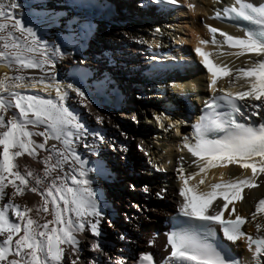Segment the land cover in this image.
<instances>
[{
    "label": "snow or ice",
    "instance_id": "obj_1",
    "mask_svg": "<svg viewBox=\"0 0 264 264\" xmlns=\"http://www.w3.org/2000/svg\"><path fill=\"white\" fill-rule=\"evenodd\" d=\"M155 2L148 0V4L153 6ZM67 3L82 15L46 10L47 0H36L25 5L18 0H0V21H10L0 22V58L14 65L17 73L24 69H39L41 72L38 78L20 74L0 77V201H6L0 204V264H128L129 260L135 264H155L152 254L148 252L131 256L121 252L119 260H113L107 254L104 258L92 254L102 249V223L113 226L106 219L109 213L94 187V181L107 173L108 168L104 162V151H101L99 158L89 160L78 149L82 145L89 153H95L97 143L101 146L106 144L109 149L121 154L128 149L125 145L106 140V136L81 115V109L90 108L85 92L92 96L97 107H101L97 97L101 94L100 90H107L112 84L111 78L101 72L94 85L89 86L86 83L89 74L84 71L77 78L79 87H74L72 83L61 84L56 80L54 71L56 61L64 55L61 48L51 38L44 40L38 36L34 27L26 26L33 23V15L48 17L49 26L55 25L67 33L64 39L69 46L82 48L94 28L87 13L95 7V0H67ZM166 3L175 5L177 0H166ZM187 6L195 7L192 4ZM22 7L28 11L21 18H15L18 15L16 10ZM36 8L41 10L33 11ZM24 17H27L26 21ZM215 18L247 22L245 28L241 29L242 36L230 35L210 25L208 30L212 34V44H217L216 33L219 32L223 43L239 50L232 55L255 54L248 57L251 61L248 66L235 69L236 79L246 78L248 86L246 90L237 92L221 88L220 94L213 95L211 103H205L208 112L191 125L195 143H190L189 138L184 137L182 147L192 156L201 158V161L207 158L199 168L200 173L209 166L214 167V161L222 160L239 164L243 169H251V175L238 182L216 183L212 185V190L198 192L196 186H189V179L196 174L186 177L183 164L178 166L181 180L178 195L182 198L178 208L180 214L188 218L185 222L188 226L167 234L169 252L165 264H264V238L254 240L242 230L245 218L240 215L232 218L235 207L228 211L227 219L223 218L229 204L240 199L242 188L255 186L256 177L264 174V0H235L233 4L217 10ZM39 30L47 35L46 29ZM159 31V28L155 29V32ZM5 32L6 35L3 34ZM140 43L147 41L141 40ZM207 43V40H199L194 51L200 58L199 63L210 74L208 88L216 93L218 79L228 76L232 69L213 63L209 52L202 47ZM155 60L153 56L148 61L151 66L149 71H161L167 67L162 62L154 64ZM26 80L29 82L25 83ZM38 87L40 92L33 94H23L21 91L27 92ZM94 87L96 91H93ZM82 88L85 90L82 91ZM41 93H47V98ZM70 94L75 95L74 104L79 107L66 103L72 100ZM10 108H14L16 113L6 117L5 113ZM152 115L160 128L165 131L177 129L178 132L180 122L172 123L162 113ZM253 116H260V119H251ZM104 119L95 114L96 124H102ZM131 120L136 122V116L132 115ZM165 121H168L167 126ZM209 135L213 138L209 139ZM34 137L42 138V141L37 142ZM90 137L91 144L87 142ZM50 140L59 142V147L55 143L48 146ZM38 150L48 153L42 160L43 176L26 169L22 174L16 163L17 158L25 154L36 157ZM28 177L34 179L35 185L42 186L39 189L41 201L36 208V215L39 217L40 213H44L51 216L43 223L29 215L32 208L25 205L21 211L22 206L12 199L24 195L29 185ZM46 179L48 182L45 184ZM9 187L10 194L6 191ZM130 187L135 190V185ZM28 190L36 193L38 188L34 186ZM141 191L148 193V186H144ZM165 191L161 189L155 194L164 199ZM218 195L224 199L222 207L218 204L216 208L219 210L210 212L209 208ZM132 207L140 210L137 205ZM257 211H264V200L259 201ZM11 215H14L15 220L10 218ZM124 219L127 221L130 217L125 215ZM217 226L229 241L246 239L249 248L256 245L249 260L238 261L220 240L215 239ZM261 227L257 223L256 228L259 230ZM82 233H90L95 238L90 245L78 238ZM120 239H125V236L121 234ZM89 247L92 252H88Z\"/></svg>",
    "mask_w": 264,
    "mask_h": 264
},
{
    "label": "bare ground",
    "instance_id": "obj_2",
    "mask_svg": "<svg viewBox=\"0 0 264 264\" xmlns=\"http://www.w3.org/2000/svg\"><path fill=\"white\" fill-rule=\"evenodd\" d=\"M104 1L113 2L112 5L126 8L129 13H135L137 21L130 23L134 20L117 12H114L117 13V16H110L106 9L105 11L101 7L98 9L91 8L88 10L87 17L91 19L94 28L83 42L84 46L82 48L69 46L64 39L67 33L55 25L49 26L48 17L33 15V23L26 24V26L34 27L38 36H41L44 40L51 38L61 48L64 55L56 61L54 69L56 80L61 84L72 83L74 87H79L77 78L84 71L89 74L86 78V83L89 86L94 85L101 72L111 78L112 84L107 90H100L101 94L97 97L101 107H97L92 96L87 91L85 92L90 108L81 109V115L89 121L91 126L96 127L101 134L105 135L106 140L126 147L131 143L136 145L134 159H128L125 169L120 171L123 179L116 180L117 183L120 182L119 187H116L117 183H114V180L106 173L94 181L98 197L104 205L106 202L103 200L102 192L103 189H108L110 192L113 190L114 198L116 201L123 202L124 208H121L119 216H113L106 209L109 213L106 219L110 220L113 226L108 227L107 224L102 223L103 236L100 238L102 249L100 252L92 254L99 258H104V255L107 254L111 259L119 260L121 259V252L131 256L135 252L141 253L144 250H152L156 261L159 264H165V257L169 252V248L165 243V236L162 235L152 239L150 233L161 225L165 215L168 216L175 211L176 203L182 199L178 195V188L181 185L177 172L178 166L183 164L186 177L196 174L189 179V186H196L198 192L210 191L212 185L216 183L238 182L251 175V169H243L239 164H229L222 160L214 161V167L209 166L205 169V172L200 173L199 168L203 166L207 158L201 161V158L192 156L182 145L184 137H188L190 143H195L194 130L190 124L200 120L201 116L205 114L201 107L205 103L211 102L213 95L220 94L219 90L221 88L232 92L247 89V79H236L235 69L248 66L251 63L248 57L255 54L246 53L244 56L239 57L232 55V53L239 50L226 46L219 32L216 33L217 44L211 43L212 34L208 30L209 25L230 35H243V32L222 25L213 18L215 11L221 10L224 4H233V0H177L178 6L158 5L156 11L152 8L140 7L143 0H121L122 3L120 4L116 0ZM18 2L25 5L35 3L36 0H18ZM62 4L65 7H59ZM188 4L195 7L189 8ZM40 10V8L33 9V11ZM46 10L67 11L69 15H82L74 6L68 5L67 0H47ZM9 11L11 10L9 9ZM26 11L28 9L24 7L17 9L18 15L15 18H21ZM24 19L26 21L27 17H24ZM0 22L10 23V21ZM157 28L160 29L158 33L155 32ZM39 29H46L47 35H44ZM94 30L97 34H93ZM3 34L6 35V32ZM141 40L147 41V43L142 44L140 43ZM199 40L208 41L202 47L206 52H209V58L213 63L222 67L226 65L229 69H232L228 76H221L218 79L216 93L208 88L210 74L199 63L200 58L194 51ZM153 56L156 57V60L153 61L154 64L162 62L170 64V66L161 71H149L151 66L148 61ZM5 74L8 76L20 74L26 77L34 76L38 78L41 72L39 69H24L17 73L14 65L0 58V77ZM28 82L25 81V83ZM45 83H50V81H45ZM126 83L134 85L133 89L129 90L130 96L128 99L131 102H129L130 104H127V97L125 98L126 95L121 89L127 87ZM81 90L84 91L85 89L82 88ZM21 91L23 94H33V92H40V87L35 90L30 89L27 92H24L23 89ZM93 91H96L95 87ZM41 94L47 98V93ZM51 95L54 97V91L51 92ZM70 95L72 100L66 103L79 107V105L74 104L75 95ZM5 98L8 99L9 97L6 95ZM15 113L16 110L10 108L5 116L10 117ZM153 113L157 115L162 113L168 116L172 123L180 122L178 123V132L177 129L165 131L160 128L155 122ZM95 114L105 118L102 124H96ZM132 115H135L137 119H140L141 115L146 116L145 120L141 121L142 124L138 126L137 131L133 130L131 126L125 127L120 124L122 117L131 119ZM251 119L259 120L260 116H253ZM167 123L168 121H165L166 126ZM120 133L124 135L121 136ZM34 139L37 142L42 141V138L34 137ZM87 142L91 144L92 138L90 137ZM53 143L59 147V142L52 140L48 142V146ZM96 148L95 153H89L81 145L78 151L89 160L99 158L101 151L106 153V158L114 160L120 159L123 155L112 151L106 144L101 146L97 143ZM141 148L143 151H141ZM47 154L44 150H38L36 157L25 154L17 158L16 163L22 174L26 169L33 171L35 175L43 176L42 160ZM180 157H183V160H180ZM52 162H55V157H53ZM135 163L142 173L139 178L134 177L133 165ZM158 168L162 171H156ZM65 170H67V166ZM158 172L162 175L160 182ZM28 180L29 185L25 189L24 195L12 199L22 206L21 211L24 210L23 206L25 205L32 208L33 211L29 215L43 223L44 220L51 219V216L44 213H40L39 217L36 215V208L39 207L41 201L39 189L42 186L35 185L32 177H28ZM201 180L203 183H200ZM47 182L46 179L45 184ZM130 185H135V190ZM34 186L38 188L36 193L28 190ZM144 186H148V193L141 191ZM161 189L166 190L164 200H159L155 194ZM6 191L10 194V187ZM119 191L122 192V196L118 197L117 193ZM260 200H264V174H259L256 177L255 186L242 188L240 199L233 200L229 204V209L225 210L223 218L227 219L228 211L235 207L232 218L236 215L247 218V223L242 230L253 238H264V211H257ZM5 202L0 201V204ZM223 202V197L218 195L209 211L219 210L216 206L219 204L222 207ZM133 205L139 206L140 210L138 211L137 208L132 207ZM253 213H255V219H253ZM125 215L130 219L126 221L124 219ZM10 218L15 220L14 215H11ZM257 223L262 226L259 230L256 228ZM121 234L125 236V239H120ZM78 238L81 239L82 243L86 242L89 245L95 239L90 233H82ZM224 239L230 244L233 252L243 256L242 260L247 261L250 259L255 247L251 246L249 248L246 239L238 241ZM152 240L154 246L148 248L147 242ZM88 252H92L90 247ZM134 263L132 260L128 262V264Z\"/></svg>",
    "mask_w": 264,
    "mask_h": 264
},
{
    "label": "rangeland",
    "instance_id": "obj_3",
    "mask_svg": "<svg viewBox=\"0 0 264 264\" xmlns=\"http://www.w3.org/2000/svg\"><path fill=\"white\" fill-rule=\"evenodd\" d=\"M100 1H102V0H100ZM119 0H116V2H118ZM102 2H105L106 4L108 3V5L109 6H112V3L113 2H108V1H102ZM115 4V3H114ZM100 7H102V6H100ZM120 7V6H119ZM114 8H115V6H114ZM103 9V8H102ZM105 10V9H104ZM103 10V11H104ZM106 11V10H105ZM107 13H108V15H110V16H112V15H115V16H117V13H110V12H108L107 11ZM129 13V12H128ZM120 14V13H119ZM130 14V16L128 17V16H126V18H130V19H133L134 21H129L130 23H135L137 20V17H136V14L135 13H129ZM122 16H124V15H122ZM123 18V17H122ZM97 34V33H96ZM126 85H127V87H122L121 89H122V91L124 92V95H126L125 96V98L127 97V99H128V97L130 96V93H129V90H132L133 89V86L134 85H131V84H128V83H126ZM127 88V89H126ZM127 91V92H126ZM145 96V95H144ZM126 99V101H128L127 102V104H130L131 102L129 101V99L127 100ZM142 99V98H141ZM145 100V99H144ZM130 102V103H129ZM192 102H193V100H192ZM142 117L140 118V119H137L136 120V122H133L131 119H129V118H125V117H122L121 119H120V124H121V126H125V127H132L133 128V130H135V131H137V129H138V126L140 125V124H142L141 123V121L143 120H145V118H146V116H143V115H141ZM130 121V122H129ZM133 138V137H132ZM128 148V151L126 152V153H123V158H120V159H109V158H105V165H106V167L108 168V172L106 173L109 177H111V179L112 180H114V183H117L116 182V180H121V179H123V177H122V173L120 172L121 170H124L125 169V167H126V163H127V160L128 159H131V160H133L134 159V153H135V149H136V145L135 144H133V143H131V144H129L128 146H127ZM133 172H134V177H136V178H139L141 175H142V173L139 171V167L136 165V163L133 165ZM159 173V182H160V179H162V175L160 174V172H158ZM133 174V173H132ZM120 186V182H118L117 183V186L116 187H119ZM126 187V186H125ZM103 200L106 202L105 203V205H107L106 206V209L108 210V211H110L109 213H112V215L113 216H119L120 215V212H121V208L123 209L124 208V206L122 205L123 204V202H120V201H116V199L114 198L115 197V195H114V192H113V190L110 192L108 189H103ZM117 196L119 197V196H122V192L121 191H119L118 193H117ZM165 199V198H164ZM164 199H159V200H164ZM109 200V201H108ZM113 203V204H112ZM174 210V209H173ZM172 210V211H173ZM137 252H135L134 254H136Z\"/></svg>",
    "mask_w": 264,
    "mask_h": 264
},
{
    "label": "water",
    "instance_id": "obj_4",
    "mask_svg": "<svg viewBox=\"0 0 264 264\" xmlns=\"http://www.w3.org/2000/svg\"><path fill=\"white\" fill-rule=\"evenodd\" d=\"M94 9H98V7L97 6H95V7H93Z\"/></svg>",
    "mask_w": 264,
    "mask_h": 264
}]
</instances>
